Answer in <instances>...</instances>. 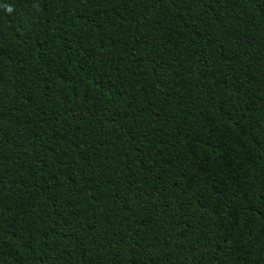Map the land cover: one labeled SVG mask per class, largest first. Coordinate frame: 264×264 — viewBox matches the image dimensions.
Instances as JSON below:
<instances>
[{"label":"trees","instance_id":"16d2710c","mask_svg":"<svg viewBox=\"0 0 264 264\" xmlns=\"http://www.w3.org/2000/svg\"><path fill=\"white\" fill-rule=\"evenodd\" d=\"M0 264H264V0H0Z\"/></svg>","mask_w":264,"mask_h":264}]
</instances>
